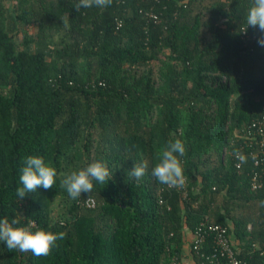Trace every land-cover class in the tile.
Instances as JSON below:
<instances>
[{"label":"trees","instance_id":"1","mask_svg":"<svg viewBox=\"0 0 264 264\" xmlns=\"http://www.w3.org/2000/svg\"><path fill=\"white\" fill-rule=\"evenodd\" d=\"M77 2L0 0V218L66 233L48 256L0 241V264H185L187 250L209 264L191 247L206 217L229 227L242 262L264 264V172L247 137L264 114V46L245 24L249 0H218L206 14L201 0H112L78 12ZM151 9L158 23L142 14ZM177 138L185 184L169 188L151 171ZM30 155L56 169V182L20 199ZM93 161L107 164L109 180L71 199L64 174ZM142 161L137 180L129 171ZM58 199L66 211L53 217ZM214 247L208 237L202 254Z\"/></svg>","mask_w":264,"mask_h":264},{"label":"clouds","instance_id":"2","mask_svg":"<svg viewBox=\"0 0 264 264\" xmlns=\"http://www.w3.org/2000/svg\"><path fill=\"white\" fill-rule=\"evenodd\" d=\"M112 0H78L75 10L96 6L105 8ZM245 24L248 27L259 29L261 35L257 38L259 45L264 46V0H249L245 14ZM185 154V144L177 138L168 141L162 151L158 153V162L152 168L151 175L160 184L169 188H179L184 184V169L179 157ZM235 155L239 159L243 156L237 150ZM148 169V162L135 163L129 174L139 180ZM57 171L46 164L41 156H27L19 176V187L16 189L18 198L23 199L28 193L35 192L42 187L48 190L55 184ZM110 177L108 166L103 161H93L85 168L66 173L61 185L66 189L68 196L76 200L82 193H92L94 183L105 184ZM91 195L88 197L90 198ZM35 221L28 220L27 226H20V221L8 217L0 218V241L5 242L9 251L31 252L35 256H48L57 247V241L62 240L66 233H52L44 229L33 231Z\"/></svg>","mask_w":264,"mask_h":264},{"label":"built area","instance_id":"3","mask_svg":"<svg viewBox=\"0 0 264 264\" xmlns=\"http://www.w3.org/2000/svg\"><path fill=\"white\" fill-rule=\"evenodd\" d=\"M182 1L186 4L189 0ZM142 14L147 18V20L150 19V21L154 23H158L159 21V17L153 12V9ZM243 34L246 36L245 32H243ZM238 135L240 137V134ZM247 137L251 138L250 143L252 142V139H256V143L251 144L254 148L250 151V158L253 160L255 167H262L264 172V114L249 125ZM242 156L243 159H239L234 154L235 166L238 169H240L245 160L244 155ZM251 186L253 190L260 189L263 186V183L260 182V173L254 174ZM84 204L87 208L92 209L95 208L96 201L94 198H88ZM205 220L206 221L203 222L197 229L191 241V247L194 253L200 256V258H204V261L209 262V264H245L237 257L231 233L229 232V227L210 223L207 217ZM208 237H212L215 247L212 255L205 256L202 254V247ZM174 264L180 263L174 262Z\"/></svg>","mask_w":264,"mask_h":264},{"label":"rangeland","instance_id":"4","mask_svg":"<svg viewBox=\"0 0 264 264\" xmlns=\"http://www.w3.org/2000/svg\"><path fill=\"white\" fill-rule=\"evenodd\" d=\"M216 3H218V0H201L200 7L203 8L204 13L206 14V13H208V9L212 8V6L215 5ZM200 7L196 6L195 9L199 10ZM32 31L35 33L36 30L34 29ZM157 67H158L157 64H155L154 67H153V72H154V77L153 78L155 80H157V78H158V75L156 74L157 73ZM237 135H238V133H237ZM219 203H220V201H219ZM63 205H64L63 199H58L55 202V204L53 206V217H56L61 211H64V212L66 211V206L64 207Z\"/></svg>","mask_w":264,"mask_h":264},{"label":"crops","instance_id":"5","mask_svg":"<svg viewBox=\"0 0 264 264\" xmlns=\"http://www.w3.org/2000/svg\"><path fill=\"white\" fill-rule=\"evenodd\" d=\"M189 250L186 251L184 262L185 264H196L194 256L189 255Z\"/></svg>","mask_w":264,"mask_h":264}]
</instances>
